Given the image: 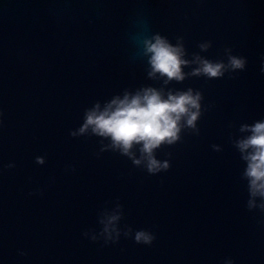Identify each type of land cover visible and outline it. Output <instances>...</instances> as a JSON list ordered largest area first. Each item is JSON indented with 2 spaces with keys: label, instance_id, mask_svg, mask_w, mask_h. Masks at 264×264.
<instances>
[{
  "label": "water",
  "instance_id": "obj_1",
  "mask_svg": "<svg viewBox=\"0 0 264 264\" xmlns=\"http://www.w3.org/2000/svg\"><path fill=\"white\" fill-rule=\"evenodd\" d=\"M156 32L190 60L231 50L247 66L209 77L192 63L165 84L144 52ZM146 85L203 92L197 127L156 149L171 162L157 173L79 133L97 102ZM0 110V264H264V197L249 207L235 142L264 119V0H0ZM113 210L120 239L105 242Z\"/></svg>",
  "mask_w": 264,
  "mask_h": 264
},
{
  "label": "clouds",
  "instance_id": "obj_2",
  "mask_svg": "<svg viewBox=\"0 0 264 264\" xmlns=\"http://www.w3.org/2000/svg\"><path fill=\"white\" fill-rule=\"evenodd\" d=\"M181 41L183 37L179 38ZM144 52L148 56L149 76L157 74L165 77L164 83L171 80H184L188 73L184 66L196 63L199 66L192 71L193 74H206L209 77L224 76L229 69L235 71L247 66V57L233 54L229 50V58L225 60H211L197 55L195 61L187 58L186 48L182 42L173 43L166 35L160 32L147 36L143 40ZM209 43L201 47L208 48ZM203 92L189 87L187 90H168L153 85H146L135 92L125 91L123 95L117 94L101 105L97 102L94 107L87 110L85 121L79 133L89 129L100 136L108 138L111 143L105 147L119 149L132 157L136 164H146L149 172L157 173L171 166L167 159L161 160L156 155V149L164 144H173L182 138L185 127H197V121L203 111ZM3 124V110H0V125ZM242 132L246 133L236 142L242 158L246 161L244 176L247 177L251 199L249 207L257 205L256 197H264V119L254 123H243ZM77 133L74 131L73 135ZM140 146L141 155L136 156L133 150ZM219 148L220 145H214ZM43 160V157H38ZM260 208L264 209V200L260 201ZM118 208L121 206H117ZM122 213L113 210L107 214L104 221L103 233L107 234L105 242L118 241L121 229L116 223ZM128 236H132L129 229ZM88 233L85 232V236ZM92 240H99L95 234ZM137 242L151 244L156 235L147 228L137 229L134 232ZM225 264H235L228 258Z\"/></svg>",
  "mask_w": 264,
  "mask_h": 264
}]
</instances>
